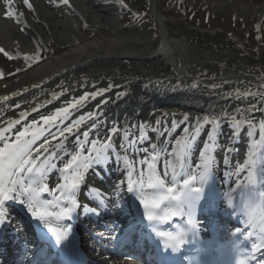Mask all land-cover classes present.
Masks as SVG:
<instances>
[{
	"label": "bare ground",
	"instance_id": "obj_1",
	"mask_svg": "<svg viewBox=\"0 0 264 264\" xmlns=\"http://www.w3.org/2000/svg\"><path fill=\"white\" fill-rule=\"evenodd\" d=\"M136 1L137 3L146 2V0ZM189 1L206 7L207 11L209 8L210 12L211 10L212 12L224 11L228 7L229 11L241 13L242 7H245L248 14L258 17L259 21H264V0ZM29 2L32 5L31 10L24 0H0V48L16 59H20L21 63L33 61V67L30 70L17 72L16 77L24 73L22 78L8 84L0 83V130L8 128L9 130L4 133L6 142L15 144L17 135L21 131L25 129L27 132L36 131L38 126L44 123L43 117L55 116L57 109L68 108L66 113H62L64 114L63 119H61V114V117H57L52 122L53 125L45 127L38 135L32 146L35 150L44 143L45 138L49 141V146L54 147L63 137L56 136L54 139L50 133H55L58 128L68 127L81 116L86 117L79 129L74 130L72 136L68 137L65 145L66 151H60V158L56 161V170H49L50 187H54L59 181V169L72 155L79 152L81 157H94L95 151H89L93 149L92 141L96 140L95 148L100 149L107 141L105 139L111 137L110 135L123 140L127 134L128 140L124 139V147L121 148V144H115L114 147L116 146L115 150L121 155L126 156L123 154L124 152L137 155L133 162L137 165L138 176L141 169L139 163L141 157L159 154L157 164L158 166L163 164L165 158L162 159V155L158 153L159 150L163 152L165 146L162 145V142H166L168 136L162 132L163 127L161 126L162 130H153L140 122V115L135 114L133 110L126 111L117 108L118 105H129V100L133 98L139 101L138 104L145 105L148 110L152 105H155L154 98H148L143 90L139 91L140 87L138 86L145 83L146 89H152L151 93H163L174 88L187 90V87H174L178 83L183 86L184 82L193 79L197 81L199 79L201 82L209 79L213 81V84H209V88L218 89L224 93L225 99L234 101L232 99L236 98L232 96V91L238 90L240 86L245 85V81H249L238 71L231 70L223 73L219 71L220 59L221 62L239 60L238 57H243L244 54L235 55L229 49L231 45H223L221 49L215 51L214 49L210 50L212 44L220 43L219 36L213 32L202 34L185 29V33L179 35L182 39H167L166 42H169L171 47L166 48L167 50L162 53V48L157 43H153L151 35L147 33L149 30L129 33L130 30L121 24L120 16L129 9L136 8L134 1L123 0L121 3V0H68L67 5L52 4L50 0H29ZM150 8L152 16L159 24L157 27L159 30L173 33L175 28L182 27L180 21L164 19L157 15L160 10L157 0H150ZM9 12L14 15H8ZM83 28L91 30L92 39L85 40L82 37L81 30ZM22 29L24 30L22 31ZM246 53L245 58L249 57L251 62L259 60V50H249ZM223 64L225 63L223 62ZM197 65L209 66L211 72L214 73L211 76L201 75L194 68ZM105 78L108 79L104 84L98 83ZM157 80L170 84L171 87L160 83L155 85L154 82ZM111 81L115 82L111 89L98 95L95 99L91 97L92 92H98L102 88L108 89V83ZM190 90L192 92H197L196 90L207 92L206 87ZM120 93H123L122 98ZM80 97H85V100L81 101ZM162 97L164 96L156 95V98ZM101 101H107V103L98 108ZM213 101L218 100L214 99ZM197 102L198 104L193 107L201 104V101ZM240 103L238 100L237 104ZM260 103L262 104H257L256 109L263 110L264 100ZM71 104H77V106L70 108ZM151 112L153 111L145 110L142 120L151 118ZM22 113L25 114L23 117ZM89 113L94 115L88 117ZM193 114L196 117H201L198 111H193ZM15 121H19V123H15ZM9 122H13L10 128ZM93 123L97 124L95 130H91ZM141 124H144L143 131L147 136V139L142 143L139 142ZM28 125H31L30 129H28ZM113 128L116 129L115 132L110 131ZM133 129L136 133L132 131ZM85 131L89 132L90 140L85 142L84 139H79L78 142V136L83 135ZM103 132H106L104 140L103 137H100ZM24 138V140H28V137ZM248 139V137H242L241 140L232 137L224 138L229 142V146H226L228 152L224 153L223 150L222 153L225 155H220L219 160L215 153L212 162V167L215 168L219 178L235 182L236 187V182H241L238 178L245 170L246 162L250 157V139ZM130 140L137 141L135 147L129 145L128 141ZM4 142L5 140L0 139V145L4 146ZM116 142L118 143V141ZM151 145H156V147L152 148ZM109 150L104 149L108 160L103 162V169L95 172L89 169L84 182L76 189L75 197H78L82 203H85V197H82L86 192L84 189L97 187L98 181L102 178L108 181L107 187L117 193L120 192V188H116L114 185L128 168L126 166L117 167L114 164L115 160L112 161L109 155L112 151L109 152ZM219 150L217 148V152ZM202 152L205 153V149ZM205 157L202 153L200 154L198 159L200 165H203ZM168 159L172 168L178 167L183 163V160L187 163L190 160L191 163L196 160V156L191 154L184 159H178L176 152L173 151ZM127 165L129 166L128 162ZM147 171L145 165V177ZM247 181L244 179L242 182L246 183ZM54 193L61 196L59 191ZM86 195L88 194L86 193ZM61 199H63L62 196Z\"/></svg>",
	"mask_w": 264,
	"mask_h": 264
},
{
	"label": "snow or ice",
	"instance_id": "obj_2",
	"mask_svg": "<svg viewBox=\"0 0 264 264\" xmlns=\"http://www.w3.org/2000/svg\"><path fill=\"white\" fill-rule=\"evenodd\" d=\"M24 2L31 10L32 5L30 4L29 0H24ZM122 2L123 0H121V3ZM50 3H62L67 5L68 0H50ZM7 14L14 15V13L11 12ZM23 30L24 29H22V31ZM112 87L113 85H109L108 89L102 88L99 89L98 92H92L91 97L95 99L98 95L103 94ZM119 95L121 98L123 97V93H120ZM84 99L85 97H80L81 101ZM106 103L107 101H101V105H99L98 108L103 107ZM77 104H79V101H77ZM77 104H71L69 107H76ZM256 107V105H253V109ZM67 111L68 108L57 109L55 116H47L43 117L42 119L45 124H49L55 121L57 117H61V114L66 113ZM24 115V113L21 114L22 117ZM93 115V113H89L88 117H92ZM61 119H63V117H61ZM85 119L86 117L81 116L68 127L63 129L58 128L55 133H50L54 139L56 136L63 137L60 139L59 143L55 144L54 147H50L49 141L47 138H45L44 143H42L39 148L35 150L32 146L35 144L37 139L36 135H33L30 140L20 139L27 134V129L21 131L17 135V142L15 144L6 142L4 133L9 130L8 128L0 130V139L5 140L4 146L0 147V160L3 161L0 163V206L3 205L4 201L11 199H15L18 202L23 203L33 218H37L48 225V231L55 234L57 244L67 240L71 229L67 227L53 228L50 223V218L55 217L58 221L63 218H67L69 220L72 218L73 212H75L78 208L75 191L84 182L86 173L93 165H100L108 159L104 149H111L116 154L117 159H119V153L116 152L115 147L111 142L102 145L100 149H96V140H93V149H90L89 151H95V156L81 157L79 152H77L75 155H72L71 158L66 163H64L63 167L59 169V181L54 187L49 186L47 183L49 170L57 168L56 161L60 158V151H66L65 145L68 137L72 136L74 130L79 129V126L85 121ZM188 119V115L185 114L184 120L181 121V123L187 121ZM12 123L13 122H9V128L11 127ZM15 123H19V121H15ZM159 123L160 122L157 121L158 126ZM208 123H210V121L207 116L203 118L202 123L200 122L199 118L197 119V122L192 125L195 134L192 135L191 140H185L182 146L183 153L186 154L187 150L192 146L191 141H195L197 139L201 128L204 126V124ZM214 123L215 127L212 131L217 132V130L221 128V125L218 121ZM175 126L176 125L174 122L173 127ZM96 128L97 124L93 123L91 125V130H95ZM140 129L141 132L139 142L142 143L143 140L147 139V136L143 131L144 124L140 125ZM110 131L115 132L116 129L113 128ZM185 131L187 132L188 129L186 128ZM83 136L84 141L86 142L89 137V132L85 131ZM209 138L214 139L211 133ZM124 139L128 140L127 134L125 135ZM77 140L79 142V138H77ZM109 140H111V137H109ZM128 143L130 146L135 147L137 141L130 140ZM123 147L124 145L121 144V148ZM151 147L155 148L156 145H151ZM145 151H147V149H145ZM158 155L159 154L151 155L150 157H141L139 161L141 164L139 179H133L135 172L134 168L125 170L127 190L129 192L134 191L137 194L139 202L144 208V217L149 222L157 219L161 211L164 212L163 218L165 220H167L170 215H176L177 212L181 214H187L189 217H191L194 207L201 200L204 185L211 175L212 156L208 155L205 157L204 163L202 165L203 171L199 173V176L188 175L187 178L183 179L182 184L178 185L177 173H173L171 181L167 179V162H165V170L162 174L157 171L156 161L158 159ZM124 160L127 162L128 157L125 156ZM145 165L148 170L147 179H145L144 174ZM4 176H7L6 181ZM196 182L200 184L199 187L194 186ZM124 183L125 180L120 179L117 181L114 187L120 188L124 185ZM56 191L61 193L63 200L67 201L68 204L66 206H60L59 202L61 200V196L56 197V206L59 207V211L53 212L49 211L51 202L46 199L42 200L40 196L42 193H54ZM147 193H151V195H148ZM173 208H175L176 211H173ZM83 212L86 214L95 213L96 209L89 207L88 204L85 203L83 205ZM6 221L7 217L2 210V207H0V225L5 224ZM192 229H195V224L192 225ZM235 231L239 232L240 229H236ZM156 234L158 236L165 235V233L162 232H157ZM187 235V231L177 233L176 235L170 233L167 234L168 245L172 247L173 251H175L176 247L186 243L185 237Z\"/></svg>",
	"mask_w": 264,
	"mask_h": 264
},
{
	"label": "rangeland",
	"instance_id": "obj_3",
	"mask_svg": "<svg viewBox=\"0 0 264 264\" xmlns=\"http://www.w3.org/2000/svg\"><path fill=\"white\" fill-rule=\"evenodd\" d=\"M128 1H134L136 8L130 9L127 13L123 14L124 17L121 18L122 25L130 27L133 31H141L143 28L147 27L153 28L156 23V18L151 14L150 0H146L144 3H137L136 0ZM157 2L160 6V10L157 12L158 16L164 19L168 18L169 20L180 21L182 23V27L175 28V32L173 33L181 35L185 33V29L200 32L202 34L213 32L215 35L219 36L220 43L212 44L210 50L214 49L215 51L219 48L221 49L223 45H231L229 49L235 55L244 54L243 57H238L239 60L234 59L233 61L221 62L220 59L221 65L219 67V70L223 72L226 70L241 71L256 79L244 86V91H242L243 88H240L238 95L239 97L244 98L243 100H240L242 104L237 105L236 102L235 104L229 105L225 102H221L217 105L218 110L215 112L216 115L212 116V114H207L206 116L209 118L210 122L220 118L228 119V121L233 120L235 124H233L232 127L235 128L240 126L241 136H250L255 142L256 139L254 140V138L257 136V123L262 122L264 125V114L259 115L261 111L259 109H253V105H259L264 99V42L259 39V34L264 28V21H259L258 17L248 14L246 9H244L245 7H242L243 10L241 13L229 11L227 10L228 7L224 11L219 12H212V10L210 12L208 8V12L206 7L200 6L198 3L189 0H157ZM149 23H151V25ZM81 34L85 40L92 39L93 37L91 30H88L87 28H84V30L82 29ZM255 49L259 50V60L251 62L249 57L245 58L247 55L246 51ZM1 53L2 52L0 51V54ZM31 62L32 61H27L25 63H21L20 61L16 62L9 60L8 57L0 55V67L4 69V72H1L3 79L0 80V83L3 82L8 84L22 78L23 74L16 77V70H27V67ZM223 62L225 64H223ZM194 68L201 74H208L210 72L209 67L195 66ZM245 91H247V93ZM248 96L251 97L249 98ZM137 102L139 101L136 100V98H133L129 100V105H123V109L126 111L131 109L134 113L138 110H143L145 105H140ZM209 103L210 102L205 100L201 101L200 106L203 107L202 110H204V113L210 111ZM166 110L163 109L161 111V109H155L152 118L149 120L141 119L139 121L142 123L145 122L149 126H155L157 125V121H159L160 126L163 125L169 130H176L177 133L174 135L173 141H177L179 144L184 141L187 133L185 129L191 127L193 118L189 112L179 111L177 109H171V112H169L168 115H164ZM185 114L188 115L189 119L181 123V121L184 120ZM244 121L249 123L245 124ZM174 122L176 125L175 127H173ZM165 128L163 130H165ZM230 128V124L225 122V124L219 129V132L222 131V134L225 135L230 133ZM200 132H202L204 136L207 134V130L203 128H201ZM100 137H105V134Z\"/></svg>",
	"mask_w": 264,
	"mask_h": 264
},
{
	"label": "water",
	"instance_id": "obj_4",
	"mask_svg": "<svg viewBox=\"0 0 264 264\" xmlns=\"http://www.w3.org/2000/svg\"><path fill=\"white\" fill-rule=\"evenodd\" d=\"M175 82H176V81H175ZM176 83H177V82H176ZM174 87H178V85H176V86H174ZM158 94H161V95L165 96L167 93H158ZM171 96H172V97H171ZM169 97H170V98H169V101L162 102V103H163V106H165V105L167 106L168 104H170V103L172 102V100H173V101H176V100H175V98H176L175 96H173V95H169ZM162 99H163V100H167V99H164L163 97H162Z\"/></svg>",
	"mask_w": 264,
	"mask_h": 264
}]
</instances>
